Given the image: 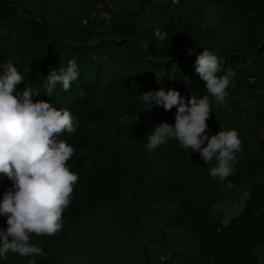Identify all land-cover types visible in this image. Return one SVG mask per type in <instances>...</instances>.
Here are the masks:
<instances>
[{
  "label": "trees",
  "instance_id": "1",
  "mask_svg": "<svg viewBox=\"0 0 264 264\" xmlns=\"http://www.w3.org/2000/svg\"><path fill=\"white\" fill-rule=\"evenodd\" d=\"M176 1L166 6L170 16L158 28L166 36L158 41L156 29L135 21L156 0L127 1L116 10L109 0H0V73L11 60L23 77L17 92L32 87L40 94L33 102L67 109L78 121L74 133L57 137L74 148L67 166L78 176L62 228L30 236L47 257L8 253L0 264L33 258L37 264H74L71 232L87 219H98L127 259L138 249L142 264H264V0ZM99 3L111 13L108 23L90 17ZM204 49L221 62L218 76L236 72L225 103L212 102L206 121L210 136L235 129L242 141L236 171L224 180L209 175L215 161L204 163L174 139L153 151L145 147L155 126L174 125L176 108L144 110L140 94L172 89L186 104L194 93L208 94L195 71ZM71 59L78 78L67 92L57 85L46 96L48 72L66 68ZM10 188L0 174V200ZM229 196L241 199V210L225 223L217 206ZM161 219L187 229L196 246H171L157 224L152 257L140 235H149V222ZM6 228L0 216V230Z\"/></svg>",
  "mask_w": 264,
  "mask_h": 264
},
{
  "label": "clouds",
  "instance_id": "2",
  "mask_svg": "<svg viewBox=\"0 0 264 264\" xmlns=\"http://www.w3.org/2000/svg\"><path fill=\"white\" fill-rule=\"evenodd\" d=\"M195 71L208 94L197 98L194 93L187 104L172 89L140 94L146 105L144 110L150 111L153 106L165 111L176 108L174 125L162 122L155 126L147 135L145 147L153 151L174 139L182 148L199 153L204 163L215 161L209 175L224 180L236 171L234 165L242 151V141L235 129L210 136L206 121L212 113V102L225 103L227 88L236 72L227 69L218 76L221 62L207 49L196 55ZM78 76L75 59L69 60L66 68L50 70L43 84L45 95L50 96L57 85L67 92ZM22 82L14 63L6 61L0 73V174L11 181V188L0 200V216L6 217L7 224L6 230H0V257L5 260L8 253L47 257L41 247L31 243L30 236H51L61 230L62 214L71 205L78 182V176L67 166L74 148L57 138L62 132L74 133L78 121L67 109L57 110L43 100L33 102V97L40 94L32 87L17 92L16 86ZM28 264H37L36 259H30Z\"/></svg>",
  "mask_w": 264,
  "mask_h": 264
},
{
  "label": "rangeland",
  "instance_id": "3",
  "mask_svg": "<svg viewBox=\"0 0 264 264\" xmlns=\"http://www.w3.org/2000/svg\"><path fill=\"white\" fill-rule=\"evenodd\" d=\"M105 2L109 4L108 0H105ZM217 209L226 223L232 216L240 212L241 199L229 196L219 203ZM161 213L164 214L165 209H162ZM160 221L152 220L151 223L149 222V235H140L141 239L143 237L142 245L152 257L155 252H158L155 244V236L158 235L156 231L158 225L171 246L180 250H190L193 245L196 246L197 242L189 236L187 229L167 225V221L164 219ZM71 234L73 241L72 260L74 264H142V253L136 249L132 254H129L130 256L128 255L127 259L125 257L126 249H122L121 244L113 236L102 232L98 219H91L90 221L87 219L81 228L75 229ZM148 238L150 240H147Z\"/></svg>",
  "mask_w": 264,
  "mask_h": 264
},
{
  "label": "crops",
  "instance_id": "4",
  "mask_svg": "<svg viewBox=\"0 0 264 264\" xmlns=\"http://www.w3.org/2000/svg\"><path fill=\"white\" fill-rule=\"evenodd\" d=\"M110 8L118 9L124 2H131L132 0H109ZM172 4V0H156L149 5L144 12H142L136 19V23L148 27L150 29L163 28L170 16V11L166 8L167 5Z\"/></svg>",
  "mask_w": 264,
  "mask_h": 264
},
{
  "label": "built area",
  "instance_id": "5",
  "mask_svg": "<svg viewBox=\"0 0 264 264\" xmlns=\"http://www.w3.org/2000/svg\"><path fill=\"white\" fill-rule=\"evenodd\" d=\"M173 5L177 4L176 0H172ZM92 19H95L97 21H102L104 23H108L111 20V13L107 10L104 3H99L94 11L91 13L90 16ZM86 21H83V24H85ZM154 36L158 41H162L164 37L166 36L165 31L161 29L154 30Z\"/></svg>",
  "mask_w": 264,
  "mask_h": 264
}]
</instances>
